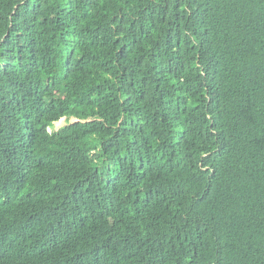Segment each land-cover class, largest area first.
I'll list each match as a JSON object with an SVG mask.
<instances>
[{"label":"trees","instance_id":"1","mask_svg":"<svg viewBox=\"0 0 264 264\" xmlns=\"http://www.w3.org/2000/svg\"><path fill=\"white\" fill-rule=\"evenodd\" d=\"M0 264H264V0H0Z\"/></svg>","mask_w":264,"mask_h":264},{"label":"rangeland","instance_id":"2","mask_svg":"<svg viewBox=\"0 0 264 264\" xmlns=\"http://www.w3.org/2000/svg\"><path fill=\"white\" fill-rule=\"evenodd\" d=\"M73 122H75V121H73L72 119H64V118H62V124H58V125L52 126V127L49 129V131H54V130H56L57 128L60 129V128L66 126L67 124H70V123H73Z\"/></svg>","mask_w":264,"mask_h":264},{"label":"clouds","instance_id":"3","mask_svg":"<svg viewBox=\"0 0 264 264\" xmlns=\"http://www.w3.org/2000/svg\"><path fill=\"white\" fill-rule=\"evenodd\" d=\"M65 119V118H64ZM71 119H73V118H71ZM60 120H62V119H60ZM59 120V121H60ZM56 123V122H55ZM55 123H53V126H55ZM50 129V128H49ZM49 129H48V132H51V131H49ZM59 128H57L56 130H58ZM56 130H54V131H56Z\"/></svg>","mask_w":264,"mask_h":264},{"label":"water","instance_id":"4","mask_svg":"<svg viewBox=\"0 0 264 264\" xmlns=\"http://www.w3.org/2000/svg\"><path fill=\"white\" fill-rule=\"evenodd\" d=\"M72 120L75 121V122L77 121V120H74V119H72Z\"/></svg>","mask_w":264,"mask_h":264}]
</instances>
